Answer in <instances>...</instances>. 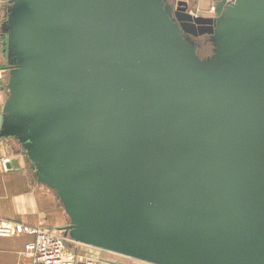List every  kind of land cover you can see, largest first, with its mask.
I'll use <instances>...</instances> for the list:
<instances>
[{
  "label": "water",
  "instance_id": "obj_1",
  "mask_svg": "<svg viewBox=\"0 0 264 264\" xmlns=\"http://www.w3.org/2000/svg\"><path fill=\"white\" fill-rule=\"evenodd\" d=\"M1 5L0 140L72 242L98 264H264V0Z\"/></svg>",
  "mask_w": 264,
  "mask_h": 264
},
{
  "label": "crops",
  "instance_id": "obj_2",
  "mask_svg": "<svg viewBox=\"0 0 264 264\" xmlns=\"http://www.w3.org/2000/svg\"><path fill=\"white\" fill-rule=\"evenodd\" d=\"M193 4L195 15L214 16L210 0H196ZM7 75L5 61L0 55V105L8 95ZM0 220L19 222L34 229L63 230L68 225L60 200L53 191L38 182L20 149L5 140H0ZM34 240L35 236L28 233L0 235V264H31V257L25 255V249ZM77 247L84 256L97 253L90 247ZM99 253L101 257L141 264L105 252Z\"/></svg>",
  "mask_w": 264,
  "mask_h": 264
},
{
  "label": "built area",
  "instance_id": "obj_3",
  "mask_svg": "<svg viewBox=\"0 0 264 264\" xmlns=\"http://www.w3.org/2000/svg\"><path fill=\"white\" fill-rule=\"evenodd\" d=\"M0 3V7H1ZM28 233L35 236L26 245L25 255L31 257V264H98L92 255L84 256L64 230L31 228L19 222L0 220V235Z\"/></svg>",
  "mask_w": 264,
  "mask_h": 264
},
{
  "label": "flooded vegetation",
  "instance_id": "obj_4",
  "mask_svg": "<svg viewBox=\"0 0 264 264\" xmlns=\"http://www.w3.org/2000/svg\"><path fill=\"white\" fill-rule=\"evenodd\" d=\"M196 0H189L190 2V8L188 10V13L194 14L192 11V4ZM168 4L171 5L175 10L179 7L180 3H183V0H167ZM210 17V16H209ZM209 36L208 35H203L197 38L199 43L202 45V49L200 50L201 53L206 52L209 55L210 50H211V44L208 42Z\"/></svg>",
  "mask_w": 264,
  "mask_h": 264
},
{
  "label": "rangeland",
  "instance_id": "obj_5",
  "mask_svg": "<svg viewBox=\"0 0 264 264\" xmlns=\"http://www.w3.org/2000/svg\"><path fill=\"white\" fill-rule=\"evenodd\" d=\"M194 3H196V1H194ZM210 3H211V5H212V0H210ZM211 5H210V6H211ZM192 6H194V4H193ZM207 54H208V53H206V52H203V53H202V55H204V56L207 55ZM130 260H131V259H130ZM140 263H141V264H145V263H142V262H140Z\"/></svg>",
  "mask_w": 264,
  "mask_h": 264
}]
</instances>
